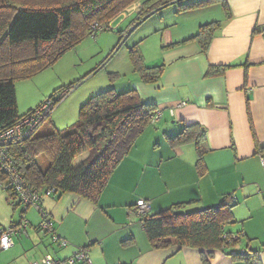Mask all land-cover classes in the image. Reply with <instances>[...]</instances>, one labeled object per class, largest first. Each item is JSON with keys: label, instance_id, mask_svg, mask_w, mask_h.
Returning a JSON list of instances; mask_svg holds the SVG:
<instances>
[{"label": "crops", "instance_id": "crops-1", "mask_svg": "<svg viewBox=\"0 0 264 264\" xmlns=\"http://www.w3.org/2000/svg\"><path fill=\"white\" fill-rule=\"evenodd\" d=\"M142 1H135L108 24L128 11H137ZM208 7L212 13L194 10L205 11ZM171 9L154 18L156 23L145 29L141 37L161 33L156 44L152 40L140 45L146 64L164 63L160 78L153 83L137 78L132 84L142 98L164 107H158L162 115L156 125L166 118L169 126L175 121H197L205 127L209 147L204 153L205 172L198 174L195 152L185 160L172 157L163 160L155 154L150 158L145 139L159 134L160 129L147 128L130 154L119 162L97 202L71 193L43 198L42 209L49 214L54 232L65 243H55L58 253L52 254L54 249L50 252L49 241L43 238L46 235L35 228L37 224L30 216L26 219L29 225L25 238L19 244L26 264L45 254L64 259L78 249L88 252L92 264H203L198 249H153L138 214L127 206L144 199L149 203L148 211L154 212L185 201L182 210L187 211L215 206L228 192L235 203L232 219L227 222L229 228L224 224V229L240 235L238 243L228 251L253 249L264 264V169L256 151V144L264 145V36L261 33L264 0H213L208 5L182 11ZM182 13L191 17L190 24L167 30L171 24L167 19L175 16L176 20V15ZM212 21H218L220 26L206 54L194 40L182 43L201 24ZM211 65L231 66L216 75H207ZM188 143L173 146L174 155L192 154L191 146H184ZM169 160L173 164L166 162ZM130 178L142 185L139 192L132 187L124 189ZM228 251L214 250L209 263L245 264L241 258L227 254Z\"/></svg>", "mask_w": 264, "mask_h": 264}, {"label": "trees", "instance_id": "trees-1", "mask_svg": "<svg viewBox=\"0 0 264 264\" xmlns=\"http://www.w3.org/2000/svg\"><path fill=\"white\" fill-rule=\"evenodd\" d=\"M135 1L0 0V133L33 114L40 105L45 103L49 107L32 134L12 142L8 149L21 176L31 188L38 191L41 208V198H58L65 193L97 202L119 162L130 154L145 128L157 124L162 115L161 111L156 116L157 109L164 107L142 98L134 87L118 92L115 86H110L81 101L77 119L59 128L50 118L51 110L74 84L56 87L36 108H29L20 114L17 110L15 82L51 66L62 53L74 48L85 37L95 36L96 31L112 29L109 20ZM210 1L213 0H143L131 28L117 30L120 34L117 45L132 29L158 10L160 16L169 7L182 11L208 5ZM162 7L166 8L161 10ZM93 24H99L101 29H93ZM219 26L218 21L201 24L182 43L194 40L200 51L206 54ZM138 43H133L128 51L132 70L139 74L138 78L142 82L153 83L160 78L165 65L162 62L146 65ZM227 67L211 65L206 74L216 75ZM47 120L48 123L43 126ZM175 132L167 136L170 145L191 142L196 154L195 167L199 175L203 174L206 170L204 153L209 148L205 127L197 121L183 122L182 128ZM256 148L257 153L264 154V145L256 144ZM83 152H87L86 156L73 165V160ZM40 154L47 158L46 163L38 159ZM3 188L12 199L16 197L18 200L11 188ZM49 189L52 191L46 193ZM234 203L232 193L228 192L222 195L215 206L185 211L182 210L185 201H179L154 212L147 210L138 216L153 249H198L203 264H210L208 258L214 250L221 249L224 252L240 240L239 233L224 229V224L232 219ZM16 205L22 203L18 200ZM127 207L128 210H134L136 202ZM26 210L23 208L22 212ZM35 228L49 235L52 243L61 244L59 237L53 240V231H45L39 224ZM228 252L232 257L241 258L245 264H261L257 251L253 249L245 252L231 249Z\"/></svg>", "mask_w": 264, "mask_h": 264}, {"label": "rangeland", "instance_id": "rangeland-1", "mask_svg": "<svg viewBox=\"0 0 264 264\" xmlns=\"http://www.w3.org/2000/svg\"><path fill=\"white\" fill-rule=\"evenodd\" d=\"M171 5H167V7ZM164 8L162 7L161 10ZM213 8H216V5ZM218 8L219 5H217V9ZM170 10H172L171 7L167 9V12H170ZM194 10L196 13L207 11H210V13L213 12L211 11V7H208L205 11H197V8ZM158 11H156V13L152 16L144 19L138 26L129 32L130 34H128L123 41L117 45L120 36L117 30L130 29V23L137 15V11L134 13H130V11H128L125 16L120 15L117 17L116 21H113V24H109L112 29L96 31L95 36L90 35L85 37L74 48L68 49L62 53V55L51 66L41 70L29 78L16 81L15 91L18 112L21 114L26 112L29 108H36L42 101L52 94L56 87L68 86L72 83L74 86L69 90V93L58 104L53 106L51 110L50 118L54 125L59 128L65 127L77 119L78 109L80 106V104L76 106L77 102L79 103V101H85L92 94L105 90L110 86H115L118 92L130 87L133 88L134 86L132 82L134 83V80L139 77V74L132 70L131 60L128 53L129 47L133 43L139 41L138 44L141 51L140 45L142 42L151 43L153 40V43L156 44V38H160L161 33H158V35L153 37L147 36L144 39L141 37L145 35V29L152 27L156 23V19L154 18L159 16L160 13H158ZM187 14L188 13H182V15H176L178 16L176 20L175 16L168 18L167 21L171 24L167 27V30L171 28H186L190 24L189 20H191V17H187ZM120 18H122V20H119ZM115 22H117V25ZM116 45L117 47L114 49ZM150 56L151 54L148 52L147 59H149ZM54 95L55 94L53 93V96ZM168 109H165V111ZM46 123H48V120L45 121L43 126ZM164 125H167L165 129H163ZM169 125L168 119L166 122L165 118V120L163 119L161 123H158V125H148L140 134V136H142L147 128L154 129L157 127L155 130L160 129L159 134H151L147 140L145 139V144H147V147L149 148V157L152 158L153 154H155V156H158L163 160L168 157H172V159L175 160H185L188 157L190 158L194 154L193 152H195L192 143L184 145L189 146V148L191 146L192 154L189 152V156L188 153H185L182 157H176L173 152L174 147L170 145L167 137L168 135H173L172 133L177 131V129H181L183 122L175 121L171 126ZM164 132H166V135ZM141 142H144V139ZM152 149H155L154 153H152ZM86 154L87 152H83L78 155L73 160V165H77L81 159L86 156ZM38 159L43 164L47 162V158L43 154H40ZM166 162L173 164V160ZM131 179L132 178H130L124 185V189L132 187L136 192H139L142 185L132 181ZM43 198L40 199V202H42ZM44 199H47V197ZM17 201L16 197L12 199L7 190L0 186V229H7L11 224L19 222L21 215L23 216V219H29L30 216H32L30 219H32L33 223L39 224L41 220L39 210L34 206H29L23 213L22 205L15 206ZM71 217L72 214L70 213L69 218ZM225 228H229L227 223ZM24 238L25 236L23 235L21 237L20 235H16L13 237L14 244L12 246L7 249L0 250V264H26L21 256V253L24 252V250L19 245L22 243ZM43 238L45 242L49 241L47 244L50 252L54 249L52 254L58 253L56 252V247L58 248V246H56L55 243H51L49 235H46ZM228 250L229 248H226L225 251Z\"/></svg>", "mask_w": 264, "mask_h": 264}, {"label": "built area", "instance_id": "built-area-1", "mask_svg": "<svg viewBox=\"0 0 264 264\" xmlns=\"http://www.w3.org/2000/svg\"><path fill=\"white\" fill-rule=\"evenodd\" d=\"M93 29H101L99 24H93ZM264 36V31L261 32ZM47 104L40 105L33 114L28 115L12 128H9L0 133V186H7L13 190L18 197L23 208H28L34 205L41 214V220L39 222L40 227L45 231H53V240L58 239V235L54 232L53 223L50 216L39 205V193L34 188H31L28 182L21 176L19 167L16 162L9 155L8 149L12 142L22 140L25 136H30L38 123L43 117L44 112L48 110ZM160 109H157V115L160 114ZM261 165L264 169V154H259ZM52 189L46 191L51 192ZM149 208L147 200L138 199L136 201V207L134 212L136 214L145 213ZM26 220L21 217L19 223L11 224L7 229L3 228L0 231V248L7 249L13 245V237L17 234H26L27 232ZM60 239V238H59ZM61 244L65 243L64 239H60ZM30 264H92L89 254L84 249H78L71 256L64 259H58L51 254H45L37 261H32Z\"/></svg>", "mask_w": 264, "mask_h": 264}, {"label": "clouds", "instance_id": "clouds-1", "mask_svg": "<svg viewBox=\"0 0 264 264\" xmlns=\"http://www.w3.org/2000/svg\"><path fill=\"white\" fill-rule=\"evenodd\" d=\"M2 187V186H1ZM18 223V222H17Z\"/></svg>", "mask_w": 264, "mask_h": 264}]
</instances>
